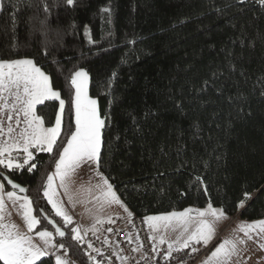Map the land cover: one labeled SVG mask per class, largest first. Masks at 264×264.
I'll return each mask as SVG.
<instances>
[{
    "label": "trees",
    "instance_id": "16d2710c",
    "mask_svg": "<svg viewBox=\"0 0 264 264\" xmlns=\"http://www.w3.org/2000/svg\"><path fill=\"white\" fill-rule=\"evenodd\" d=\"M2 2L0 60L32 59L65 107L53 151L30 147L28 165H0V173L26 188L37 229L51 231L75 262L92 264L73 239L74 224L52 211L43 190L57 148L67 142L69 120L75 130L71 74L81 68L106 125L99 169L131 213L145 218L211 203L244 220L264 218V4ZM59 111L56 99L34 109L45 126L54 125ZM24 154H15L21 164ZM32 163L37 167L29 172ZM42 212L65 230L64 237ZM36 264L54 261L48 255Z\"/></svg>",
    "mask_w": 264,
    "mask_h": 264
},
{
    "label": "snow or ice",
    "instance_id": "6c2138e0",
    "mask_svg": "<svg viewBox=\"0 0 264 264\" xmlns=\"http://www.w3.org/2000/svg\"><path fill=\"white\" fill-rule=\"evenodd\" d=\"M68 5H72L74 0H66ZM241 3L244 0H240ZM261 4H264V0H259ZM3 10V2L0 0V11ZM105 12H110V9H103ZM47 53H45L46 55ZM7 68L8 71L5 73L3 70ZM115 75V73L113 74ZM88 78V73L84 69L74 70L71 74V84L75 86V130H72V125L69 120L65 127V139L67 141L66 146L61 142L60 146L57 148V153L59 155L58 161L55 163L56 172L55 175L60 177V186L68 191V186L65 183L66 178L69 174L80 165L82 161H90L96 165L97 174L101 176L103 185H97V187L102 188L103 197L108 203L121 204L125 211H128L127 206L122 204L120 198L113 191V186L108 182V179L99 172V167L102 163L101 155V129L105 125V120L101 119L96 108V100L89 99L84 92V84ZM9 92L14 96V102L11 107L16 111L17 116L20 113L23 114L25 118V123L27 127L20 133V139L14 141L11 145L0 146V157H4L7 153L6 159H0V165H4L8 169H20L24 165H28L29 161L32 160L33 153L29 151V148H37L40 151H45L51 153L53 151V146L57 143L58 138L61 135V116L56 117L55 126L47 127L43 126L44 121L42 117L35 115L34 109L37 104H43L45 100H59L61 113L64 111L65 101L60 99V93L53 90L49 83V76L46 75L39 67H37L32 59H20V60H0V93ZM17 105L19 108L17 109ZM5 108L8 107L7 104L4 105ZM71 108V103L69 104ZM70 116V112H69ZM8 120H12V116H8ZM19 123V121H17ZM13 129L8 128V132L11 133ZM22 141V145L20 143ZM22 147L23 153L26 154L23 163L15 162L12 157V150L15 148ZM37 165L32 163L28 167V171L31 172L35 169ZM4 179L8 180V184L11 185L12 189L19 188L20 192L26 191V189L20 187L19 185L13 183L7 177ZM199 179V178H197ZM53 176L49 175L47 177V186L44 191V196L48 198V202L55 209V214L57 216L63 217L65 223L70 224L71 217L68 216L62 207L53 200L55 192H50L49 189L52 187ZM4 184L0 183V193L3 192ZM9 200L15 202L21 198L16 195L14 191H8L6 193ZM72 197L69 196L71 201ZM24 203L20 204L23 209V219L26 222L28 231L40 223V220L33 215L32 202L28 197H23ZM3 195L0 194V211L4 208ZM243 206V201L241 205ZM42 211V210H41ZM191 209H185L183 212H171L162 216H147L144 220L148 223V226L153 231L157 228V223L159 221L175 222L181 226L182 232L189 233V225L191 224L193 217L189 215ZM131 216V213L129 212ZM206 215H211L215 220H222L226 217V213L222 208H213L211 203L208 205L207 212L199 211L198 216L200 219L196 221V227L194 231H191L187 236V239L183 240L181 248H188L191 242L200 243L203 242L207 245L214 236L213 223L203 219ZM3 220V216L0 215V221ZM97 222H101L97 219ZM49 223H53L49 220ZM15 225H6L0 223V261L3 264H36V261L40 260L42 257L47 256L48 253L44 249L38 247L32 243L31 237L21 234L19 231H15ZM259 228L261 233H264V220L258 222H252L248 224L242 223L240 225V231L245 235H249L251 231ZM56 233L60 237L65 236V232L59 227L55 228ZM112 231V229H108ZM72 232L77 233L73 239L80 240L81 237L77 229H72ZM37 235L44 242L45 246L55 247L52 244L53 233L47 230L39 231ZM251 236H249V239ZM129 239L131 237L129 236ZM150 239H155L154 236ZM161 244L165 243L163 237L159 241ZM179 242V238H177ZM241 243L243 241H240ZM236 241L225 239L220 243L215 250L211 253V256L204 264H226V261L234 253L236 249ZM60 248H64V244L59 245ZM89 247H92L89 244ZM173 245L168 244L169 250H171ZM137 249H134L136 251ZM178 251L181 249H177ZM195 247L192 248V252H196ZM168 255H171L169 251ZM56 264H65L60 256H56Z\"/></svg>",
    "mask_w": 264,
    "mask_h": 264
},
{
    "label": "rangeland",
    "instance_id": "374dc122",
    "mask_svg": "<svg viewBox=\"0 0 264 264\" xmlns=\"http://www.w3.org/2000/svg\"><path fill=\"white\" fill-rule=\"evenodd\" d=\"M3 71L6 73L8 69L5 68ZM88 86H89V76L87 78L86 83L84 84V92L89 99L96 100L95 98L89 96ZM13 102H14V96H12L9 92L5 91L0 93V113H2V117H5V112H7L12 117H15L13 116L15 114V113L13 114V111L14 112L16 111L13 110L11 107ZM5 104L8 105L7 108L4 107ZM18 108L19 105H17V109ZM96 108L100 118L103 119V117L99 112L98 103L96 104ZM74 122H75V96H74ZM101 133H102V129H101ZM101 140H102V135H101ZM84 162L86 164L84 166V169L79 171L81 175H77L78 178H82L84 180L83 185H81L80 180H78L76 177L74 178L76 183V188H78V190L77 189L76 190L82 194V199L84 200L88 198L91 199L89 203L90 207L84 206L83 212H81V210L79 211L77 210L75 213V216H78L76 217L78 228L74 226L73 229H78V233L80 237H82V235L86 233L87 229H93L92 227L87 225H90V222H92V220L103 214V210L100 207V201H99L101 199V196H103V192L101 187H97V185H103V181L101 179V176L97 174L96 165L90 161H82V163ZM24 197H27V195H25ZM72 204H75L77 207V203L73 200H72ZM96 204H98L99 206H94ZM62 206H63L62 210L65 211V213H69L68 206L65 205ZM92 206L96 207V209H92L91 208ZM212 207L216 209H220L219 207H214V206ZM185 209L192 210L189 213V215L193 217V220L189 225V233H190L191 231L195 230L196 221L200 219V217L198 216V212L199 211L207 212L208 205L203 208H185ZM185 209L178 211H170V212L155 214L150 216L155 217V216L166 215L171 212H183ZM2 216L3 219H11V217L7 215L6 212ZM203 219H206L213 223L214 236L213 239L207 245H205L203 242L200 243L191 242L189 244L191 250L193 247H195L197 250H206L204 256L196 264H204V262L209 259L211 253L215 250V248L225 239H229L237 242L236 249L234 253L229 257L228 261L232 262L233 264H252L253 262H255V264H264V233H261L259 231V228H257L254 231H251L249 235L251 236V238L250 240H247L246 238L242 237V234L243 235L245 234L240 231V225L242 223L248 224L247 222H245L247 220L243 221L242 218L238 217V215H235L232 218L230 215L226 213V217L222 220H215L211 215H206ZM255 221L256 222L262 221V219ZM156 223H157V228L155 231H153L150 228L149 229L152 232L153 236L155 237L157 244L161 246H166L168 248V244L171 243L173 245L172 248L175 247L181 248L183 240L187 239L189 233H184L183 235H181L182 228L180 225H178L175 222V220L171 222L159 221ZM253 232H256L255 236L253 235ZM76 234L77 233H74V235ZM161 237H163L165 240V243L163 244L159 242ZM177 238H179V242H177ZM240 241L243 242L241 243ZM211 264H214V262H211Z\"/></svg>",
    "mask_w": 264,
    "mask_h": 264
},
{
    "label": "built area",
    "instance_id": "2783aa9c",
    "mask_svg": "<svg viewBox=\"0 0 264 264\" xmlns=\"http://www.w3.org/2000/svg\"><path fill=\"white\" fill-rule=\"evenodd\" d=\"M152 236L144 217L128 213L102 220L77 241L92 264H196L206 251L192 252L190 247L169 250L150 239Z\"/></svg>",
    "mask_w": 264,
    "mask_h": 264
},
{
    "label": "crops",
    "instance_id": "0c3cea01",
    "mask_svg": "<svg viewBox=\"0 0 264 264\" xmlns=\"http://www.w3.org/2000/svg\"><path fill=\"white\" fill-rule=\"evenodd\" d=\"M13 114H14L13 116H15L16 118L12 117V120L9 121L8 120L9 114L7 112H5V117H2V113H0V146H3L5 144L11 145V144H13L14 141L19 140L20 139V133L27 127V125L25 123V118H24L22 113H20V115L17 116L16 112L13 111ZM58 115L61 116V110L58 112L57 116ZM17 121H19V123H17ZM43 126L45 128L54 127L55 123L52 126H45L44 124H43ZM9 127H11L13 129V131L11 133L8 132ZM20 143L22 145L23 142L20 141ZM65 146H66V144H65ZM21 150H22V147L15 148L12 150V157H13L15 162H18V163L20 162L19 158L15 154ZM25 157H26V154L23 155L22 159H25ZM6 158H7V153L5 154L4 157H0V159H6ZM22 159H21V161H22ZM81 163L78 167H76L69 174V176L65 180V183L68 186L67 193L65 192V189L60 186V184H61L60 177L55 175L56 168L54 167L49 173V175L53 176L52 187H51V189H49V191L55 192V195L52 198L61 207H63L62 205L68 206V212L69 213H66V214L71 217V221L76 228H78V223L76 222V217H78V216H75L76 211L81 210V212H83L84 206L90 207L89 203L91 201V199H89V198L85 199V200L82 199V194L80 192H78L77 191L78 188H76V183H75V179H74L75 177L78 180H80L81 185H83V183H84V180L82 178L77 177V175H81L79 173V171L83 170L84 166L86 165L85 162L82 164ZM0 183H3L1 179H0ZM46 186H47V180H46V183L44 186L43 193L45 191ZM8 191H14L16 193V195L18 197H20L21 199L16 200L15 202H13L12 200H9L7 195H6V193ZM113 191L115 192L114 189H113ZM78 193H79L80 197H79ZM0 194L3 195L4 205H5L3 210L0 211V215H3L6 212L7 215H9L11 217V219H3L2 221H0V223L6 224V225H15L16 226V228L14 229L15 231H19L21 234H24L28 237H31L32 243L37 245L38 247L44 249L45 251H47L48 255L52 257L54 264H56V256H60L61 259L65 262V264H78L62 248L59 247V244H57L55 241L54 235L52 236V244H54L55 247H51V246L46 247L45 246L44 242L40 239V237L37 235V233L39 231H43V230H47V229H37V225H36L32 229V231H28L26 222L23 219V209L20 207V204L24 203L23 197L26 194L19 193L13 189H10V190L5 189V187L3 189V192ZM69 196L72 197L71 201H68ZM45 199H46L48 205L50 206V208L52 209V211L55 213V209H53L52 205L48 202V198L46 196H45ZM72 200L77 203V207L75 204H72ZM99 201H100V207L103 210V214L101 216L96 217L94 220H92V222H90V225H87V226H90L93 228V229H87V231L94 230L96 228V226L100 223V222L99 223L97 222V219L102 221V220L108 219V218L113 217V216L126 215L130 212L128 208H127L128 211H125L124 207H122L121 204L106 202L103 196H101V199ZM122 204H123V202H122ZM94 206H99V205L96 204ZM94 206H92L91 208L96 209V207H94ZM231 217L233 218V216H231ZM61 218L63 219V217H61ZM242 220L244 221V219H242ZM256 220H261V219H256ZM262 220H264V218H262ZM252 221L256 222L255 220H247L245 222L251 223ZM74 226H73V228H74ZM79 227H82V226H79ZM47 231H49V230H47ZM250 233H249V235H250ZM249 235H243L242 234V237L246 238L247 240H250ZM253 235L255 236L256 232H253ZM74 236L75 235L73 233V237ZM243 263H244V261H243ZM226 264H233V263L227 260ZM252 264H255V262H253Z\"/></svg>",
    "mask_w": 264,
    "mask_h": 264
},
{
    "label": "water",
    "instance_id": "95a60500",
    "mask_svg": "<svg viewBox=\"0 0 264 264\" xmlns=\"http://www.w3.org/2000/svg\"><path fill=\"white\" fill-rule=\"evenodd\" d=\"M0 176H1V178L4 180V182H5L10 188H11V185L8 184V180H7V179H4V177H7V178L10 179L13 183H15V184L19 185L20 187L26 189L23 185H21L20 183L14 181L13 179H11L6 173H3V172H2V173H0ZM11 189H12V188H11ZM13 190H15V191H17V192H19V193H22V194H25V193H26V191H24V192H20V191H19V188H16V189H13ZM42 216L46 219V221H47L48 223H49V220H51V221L53 222V223H49V224L54 228V230H55L56 227H59L62 231L65 232V230H64L63 228H61V227L55 222L54 219L47 217L46 214H45L44 212H42ZM56 234H57V233H56ZM57 236L60 237L58 234H57Z\"/></svg>",
    "mask_w": 264,
    "mask_h": 264
}]
</instances>
